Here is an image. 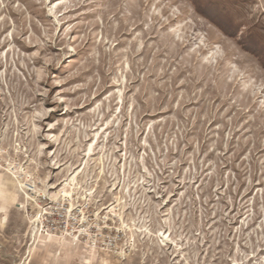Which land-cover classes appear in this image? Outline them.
Instances as JSON below:
<instances>
[{"label":"rangeland","instance_id":"374dc122","mask_svg":"<svg viewBox=\"0 0 264 264\" xmlns=\"http://www.w3.org/2000/svg\"><path fill=\"white\" fill-rule=\"evenodd\" d=\"M0 264H264V0H0Z\"/></svg>","mask_w":264,"mask_h":264},{"label":"built area","instance_id":"2783aa9c","mask_svg":"<svg viewBox=\"0 0 264 264\" xmlns=\"http://www.w3.org/2000/svg\"><path fill=\"white\" fill-rule=\"evenodd\" d=\"M45 214L47 215V217H46V219L43 221V223H44L47 227H49V225L52 223V219H50V218H52V217H51V213H50L49 211H46Z\"/></svg>","mask_w":264,"mask_h":264}]
</instances>
